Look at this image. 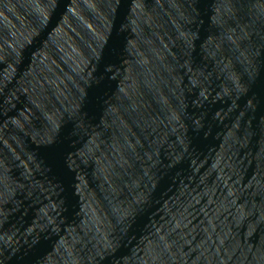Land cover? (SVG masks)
<instances>
[{
    "label": "water",
    "instance_id": "water-1",
    "mask_svg": "<svg viewBox=\"0 0 264 264\" xmlns=\"http://www.w3.org/2000/svg\"><path fill=\"white\" fill-rule=\"evenodd\" d=\"M0 264H264V0H0Z\"/></svg>",
    "mask_w": 264,
    "mask_h": 264
}]
</instances>
